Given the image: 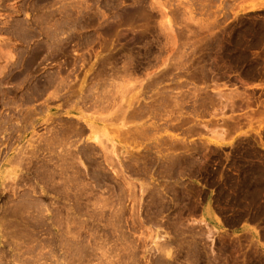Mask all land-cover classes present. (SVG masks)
Here are the masks:
<instances>
[{"label":"rangeland","instance_id":"obj_1","mask_svg":"<svg viewBox=\"0 0 264 264\" xmlns=\"http://www.w3.org/2000/svg\"><path fill=\"white\" fill-rule=\"evenodd\" d=\"M66 4L67 6L68 4L70 5L68 6L69 10L67 9ZM71 4L73 5L71 6ZM111 4L113 6L115 4L117 7H114L116 9L115 12L121 14L120 16L118 14V17L116 15L117 20L115 18V13H112L113 16L110 15L112 9H114ZM63 5L65 6L63 7ZM58 8H61L64 13L61 14L59 11L60 9ZM64 8H66L67 10H64ZM71 8L73 9V12ZM83 9L85 11V14H83L84 16L82 15V13H84ZM120 9H122V11ZM140 9L142 10V15H140L141 13L139 14L137 25H135L134 27H130L126 23H124V25L122 23L121 26L123 28L121 27L120 30H114L118 35L119 33L120 35L122 34L121 37L123 40H117V36L115 35V37L113 34L112 35L114 37L112 35H110L111 37L106 36V32L102 29L103 26H101V24H103L104 27H107L110 23L109 25H114L115 27V20L116 22H122L123 13H131L133 10L140 11ZM86 10L89 14H86ZM118 10L119 12H117ZM48 11H50V13ZM68 12L70 14L74 13V15L69 16ZM52 13L54 16L51 15ZM78 13L79 15H81L79 16ZM102 14L105 16V19L109 21H106V23L101 21L104 19V16L102 17ZM43 15H45L44 18L42 17ZM60 15H64L63 18H61ZM65 15H68L72 19L69 17L66 18ZM39 16L41 19L39 18ZM88 17H90L92 21L94 20L95 23L93 22L94 24H92L90 18L87 19ZM120 17L122 20L120 19ZM34 18L37 21H39L40 19L41 22H35L36 20H32ZM0 19V27H2L0 28V54L4 50L2 53L6 52L8 54V52H10L9 55L11 54L12 56L10 59L9 55V57H7V55L4 54V60H2V57V59L0 58V67H2L3 63L5 67H8V70L7 68L5 70L2 69L3 67L0 68L4 71L2 72L0 70L2 74L4 73L3 76H1L2 74H0V83L3 82V85L0 84V99L2 98L3 100H0V120H3L0 122H3V124L0 125V260H2V263L0 262V264H6L4 263L5 261L10 264H17L15 261L11 262L12 252H19L16 250V248L20 250L19 248L21 247H17L20 245H17L15 239L13 240L14 242L12 241V235L17 236V240L21 245L22 243H24L23 249L24 246L25 248H28L29 246L33 247L34 251L37 252V250H40L42 248V245L38 244L41 238H46V241L45 239H43V241L41 240L43 243L40 244L48 245L49 242L47 240V237L49 238L50 234L46 235V233L47 231L50 232V229H48L49 227H45L46 224H44V219L42 218L45 216H42L43 212H45L48 209L47 207H49L47 212H45L46 214H48V211L49 213H51V210H53V212L51 213L52 215L50 214L51 216L59 215L62 212L61 215L65 217L64 214H66V212L68 213L67 208L70 207L68 205L71 204V200L75 201H73L72 203L75 207L74 212L76 213L77 211L79 215H77L78 213H73L72 218V209H69V217H71V219L73 220L77 219L76 217L80 216L78 217V219H85L86 223H88L86 224L82 220L80 222H83V224H81L78 219L76 221V223L79 222L77 223V225L76 223L74 224L75 220L70 221L71 223L69 222L70 224H74H72L73 226L71 225V230L72 227L74 228L75 226V228H79L78 234L76 233V235L79 238L81 236V238L79 240L76 238V241L81 245V243L85 244V241L87 242V240L89 239V244H87L89 245L90 250H94V254H96L97 252L99 253V251H97L100 250L98 249L99 247L102 249L99 254L97 253V255H94L92 251V255H94V257L91 256L92 264L98 263L97 261L100 262L104 255H106L107 257V254L103 249L106 250L109 246L112 250L107 249L106 251H110V257L108 254L106 264L108 263V260H110V263L112 264H131L134 262L135 264H260V260L257 258L253 249V237L248 234H234L231 232V228L238 226L242 222L259 223L260 225H264V0H66V2L64 0H0ZM47 19L48 22L52 24V26L49 23L45 22L47 21ZM69 19L71 20L69 21ZM97 19H100V21H98ZM97 21L98 23H101L98 24ZM33 22L37 23V25L33 24ZM83 22L84 24L86 23V26H83ZM87 22L89 25H87ZM16 24L18 25L16 26ZM25 24H29L32 31ZM31 24L33 25V27ZM38 24L40 26L43 24L41 26L42 29H44L43 32L45 31L49 36H47L45 32L44 34L43 32H40L41 36H39V30L36 29L40 27ZM47 24H49V27ZM79 24L81 25L79 26ZM19 25H22L23 27ZM24 26L27 27V30L26 28H24ZM61 26L63 27V29ZM52 27L59 30L61 35L57 30V33L59 34L57 35V37H60V41L58 42L63 45H61L63 47L62 49L61 47H57L56 50H58V52L54 50L55 53H53L54 51H51L53 49L49 48V40L50 37H53L52 33L54 32V29ZM64 28L66 31L64 30ZM72 28H74L75 30H73L76 32L71 31ZM42 29L40 31H42ZM25 30L28 32H25ZM67 31L70 33H68ZM28 33L31 35H29ZM100 33L102 36L100 35ZM103 34L106 37H104ZM33 37L35 38L33 39ZM134 37L138 38L137 42L139 43L133 41ZM106 38L108 39V41L106 40V42H110V44H112L111 47H108L106 45L109 43L103 41ZM110 39L113 42L109 41ZM82 41L86 43L84 44ZM104 42L106 43L105 46L104 44H101ZM36 43L39 44L37 45ZM46 43L49 44L46 45ZM39 45L40 47L38 48L37 46ZM58 46H60L59 43ZM101 46H104L105 48ZM5 47L8 50L4 49ZM45 47H48L47 51ZM31 48L33 49L31 50ZM101 48H103V50ZM48 49L50 52L48 51ZM47 52L48 56L46 55ZM29 53L33 54L34 56ZM51 53L55 54L56 56L52 55ZM101 53H104L102 54L103 56L107 55L108 53H110V55L113 54L111 56L112 60L114 57L112 64L106 63L103 66L106 72L102 70L103 68L101 65V60H103L109 54L104 57H99ZM96 55H98L97 57L99 58H97ZM26 56H28L29 58ZM5 57H7L6 59H8L6 62ZM47 58L49 59V61H43ZM99 59L101 64H97ZM8 61L10 62V64L7 65L6 63H8ZM19 62L20 66L23 67V65H25L24 67L25 69L27 67L28 71L25 70L23 74L20 73L22 71L21 69L24 68L19 67ZM91 67L93 68L91 69ZM98 67L100 68V72L103 71V73H105L104 75L99 73L103 75L102 77L100 75L101 85L108 82V86H106L107 84H103L102 87L105 88V85L109 89V86H112L111 90H115L114 93H118L115 96V94L111 91L115 97H112L113 100L115 99L114 102L111 101L113 102V105L119 106L118 103H121L122 105L121 100H123V103L127 104L126 102H124L125 100L127 101L129 100L128 98H132L135 96L137 99V95H139L138 99L141 101L140 103L146 102V104H148L156 99L157 101L155 100V102H157L158 106L162 105L161 108L164 110V112L166 111L164 113L160 106L159 108L161 110H157V106L155 103V116L153 115L152 117L149 115H144L145 117L143 116L141 119L143 121L137 120V122L139 121L138 124H136L137 128H141L142 126H144L145 129L147 125H150V128L152 129V132H150V128L149 130L148 128L146 129V132H150L148 134L146 132H143L144 135L146 134V136L149 134L152 135H150L149 137L141 135V137H143L141 138L142 141L141 139L138 140V135H140V133L136 136L138 138L136 140L142 142H138V144L141 145L137 146L135 142V147L134 141L136 140H130L131 137L129 138L130 135H128L130 132L125 135H128L126 136V138L128 137L130 142H133L134 147L133 144L128 142V138L122 140L123 136L125 135H122L121 133H123V131L119 132L117 128L119 129L120 127L121 129L120 125L122 124L123 120L127 118H125L123 115L121 117V113L118 114V112L120 111L118 110L117 112V109V113H113L115 112V109H111L112 104H110V111H106L109 106L107 108H101V105L98 104L97 106L100 107L98 109L96 105L94 106V104L96 103L95 100L93 101V97L87 98L86 100L92 103L94 102V104L84 100V104H81L83 103L82 101L81 103L79 102V107L77 99V103H75V105V100H73L75 98L72 97L71 98L73 101L70 98V102L69 100L68 102H65L64 98L61 96V93V98L60 96H58L57 98L53 97L55 99H51V95L46 96L48 92L51 93V90L52 93L54 92L58 84H56V81L60 80V77L58 75H60L61 78L64 77L65 79H69L65 80V83L68 82L66 84L76 81L77 86H75V88L74 86L69 84L74 89H76V87L79 88L81 84H88L89 86L87 88L85 87L87 85H84V87L86 88L84 89V91H86L93 85L92 81H96V77H94L95 79L93 80L92 78L94 74L96 75V73L99 72ZM32 69H34V71ZM113 69H115V75L116 72L119 71L118 74L120 75L117 74L119 77H121V75L123 74V77H121V79H126L129 83L130 79L128 80V78H131L130 83H134V85L132 83H129L131 85L129 86L127 84V81L124 80L126 84L123 85H128L130 88L125 89L126 91L128 89L130 90H128L129 93L125 92L126 95L124 94L125 97L128 96V98H116L117 96L118 98L121 97L122 93H120V90V92H117L118 89L114 88L115 83L116 87H118L117 84H119L120 82L122 84L123 81L119 80L120 82L118 83L116 76H113V78L111 77L113 81H115V83H113L112 79L110 78V76H112V73L114 74ZM59 70L61 73H58ZM88 70L91 71L89 72ZM18 71H20L19 74H17ZM29 71H31L30 74ZM12 74L15 75L16 79ZM24 74L25 77L26 75H30L29 78L26 77L27 80L24 79L25 77L23 76L20 78V76ZM161 74L163 76L168 75L169 77H163ZM17 76H19L18 78H20L21 81L20 79H17ZM54 76L56 79L59 77L57 80H55V83L54 81H52ZM152 76L156 77V79L162 78L163 81H159L158 79V83L152 84L153 87L151 89L152 85L149 86L148 84H150L151 81L157 82V80H154ZM8 77H10V80L11 78L13 80H11L10 82L7 81L9 80ZM30 77L40 79L37 80L40 86L38 85L39 88H36V94H34V96L37 97L36 100L38 99L37 101L34 100V97L31 101L29 99V90H27L28 87L26 88V86L29 85L28 81L29 79H31ZM108 77L111 79L110 83ZM149 77H152L153 79H150ZM48 79H50L52 82H50V80ZM105 79L107 80V82H105ZM135 79H138V81ZM47 80L49 85L47 84ZM61 80H63V78ZM147 80H149V82ZM22 81L24 86L21 84ZM40 81H42V83L46 82L48 86L46 84H44L43 86L48 87L47 89L45 88L47 91L44 90L43 86H41L42 84H40ZM112 83L114 84V87ZM144 83L145 86L148 85L147 87L151 89V93L149 92V89L147 87H144ZM16 84L18 85V88H16ZM54 84L55 87L52 88ZM73 84H75V82ZM154 85H156L157 87ZM158 86L160 87L158 88ZM14 87L16 90L14 89ZM102 87L100 89H102ZM139 87H141L142 90L145 89L144 91L148 92L143 93L144 91L142 92V90H139L141 89ZM163 87H165L164 89L169 91L171 98L173 97L171 101V98L169 99L168 97L166 98L167 100L165 98L162 99L166 94H168L166 90L164 91ZM11 88L13 89V91H11ZM1 89L6 90V93L2 92ZM119 89H122V87H120ZM160 89L164 91V96L162 95L163 92H161ZM17 90H19L21 94ZM122 91L124 92V90ZM135 91L138 93H133ZM154 92L155 94L157 93L155 96L156 98L153 97L152 99H150V97L154 96ZM3 93L5 95H2ZM22 94H24V97L22 96ZM127 94H131V97H129V95ZM145 94H148L147 99L145 97ZM159 95L161 97L163 96L161 98L162 101H160V99H157ZM6 96H8V98L10 97L8 101ZM20 96L21 100H26V103L29 106L26 103L24 105V107L26 108L17 105V103H23V101L21 102L19 99ZM4 97L7 103H4L2 105L3 102H6L4 100ZM22 97L24 99H22ZM48 98L51 100L45 101ZM116 100H118V103H116ZM163 100L170 103H167ZM10 101L12 102L13 106L16 105V107L18 106L20 109H17L16 107L13 108L12 105H9L11 103ZM32 101L33 103H31L30 105V102ZM85 101L88 104H91L93 106H91L93 109L90 107V105V109H88V106H86L87 103ZM158 101L160 102V104ZM72 102L74 109L77 108L75 109L76 112H80V109H83L81 111L84 112V115L90 116L94 119H98L99 121L101 119L99 116L101 115H99V112H96L94 109L97 108V111L101 110L100 114H102V119L105 117L104 120L106 121L104 122L101 119V121L103 122L102 123L101 121L99 122L96 120L97 123L95 125L93 135H100V131L104 132L102 131V129L105 130L107 128L106 130H109L110 134L107 131L108 134L106 135L109 136H104V133L101 134L103 135L102 137H104L103 140H106V145L104 146L105 149L107 148L106 146H108L109 144L110 145L108 146V149H106L107 151H109L107 152L106 150H104L103 146L99 144L97 146L98 142L94 144V141L89 139L92 133L87 127L86 130H88L85 131V133L81 135L80 138L78 136H76V138H71V144H69L70 142H68V149L64 150L66 151L65 154L68 157L70 152L74 150V154L78 153L79 156L86 153L88 155V158L86 157L87 155H83L84 157L82 155L79 156L81 158H78L77 154L72 155L76 156L74 167L71 168L67 166V168H71L72 170H67L65 168L66 171H64L66 175H64V171H61L64 168H61V170H59V167H61L60 165H62V167H66L65 165H68V163L70 164L74 158L70 160L71 158L67 159L64 153V155L60 154V150L62 148L58 149V147L63 146V142L65 141H63V139L61 138H65V136L61 135L60 138L61 133L57 134L58 137L54 133L55 131L62 129L61 120H66V118L68 119L69 116L76 115L75 112V114L71 115H67L64 112L65 109H68L70 107ZM144 103L140 105H146ZM6 104L9 105L11 109ZM163 104L166 106L164 107ZM168 104H170V106ZM176 105H179V107H177ZM77 106L79 107V109ZM81 106H86V109L84 110L85 107L83 108ZM124 107H122L121 109H124ZM12 108L16 109L13 110ZM27 108L28 110H30L31 108V110L29 111V115L30 118H33V121H31V119L29 118L30 123H27L29 122V119H26L27 122L25 120V122H23L24 118L22 119L23 115H21L24 112L26 113L25 109ZM17 110H19V112L22 111L21 114L19 113V116ZM32 110L35 112L34 115L31 114L34 113ZM111 110L113 112L108 113L111 112ZM93 111L98 114V118H96L95 114H93L94 117L92 114L88 115V112L90 114ZM158 111L160 113V116L158 115ZM155 112H157V114ZM8 114L11 118H8ZM109 114H111L112 116L113 114H115L116 116L118 114L116 120H118V118H121L120 123L115 120L114 116L113 119L111 116H109ZM12 115L16 118H13ZM157 115L159 116L158 118ZM161 115L163 116L161 117ZM17 117L20 118H18L19 120L16 121ZM111 118L114 121L118 122L120 125L111 120ZM147 118L151 122L147 121ZM74 119L76 118L74 117ZM128 119L127 121L125 120L126 122H129L127 123V125H134V123H132L131 120L128 121ZM10 121H13L15 124ZM19 121L23 123H20ZM59 121L61 123L57 124L58 126L60 124V129L55 130L58 127L53 126L55 129L53 128L52 131H55L52 132V126L50 127V125H57L56 122ZM6 122L13 125H8V123ZM80 122L84 123L82 121ZM16 123L18 125H16ZM4 124L6 127L3 126ZM21 124H23L24 126H21ZM108 124L109 127H106V125ZM14 125L15 128L13 127ZM127 125L124 126L125 128L122 127L125 130V133L126 129L128 128ZM10 127L11 130H9ZM16 127H20L21 129L17 128L16 130ZM5 128L7 131L4 130ZM48 128L53 133L52 135L54 137H57L55 139H58V144L60 140L63 141V144L60 143V146L58 145V147L56 146V143L54 147L55 149H48L49 151L45 149L50 154L52 153L51 151H53L55 155L54 153L50 155L46 151H42L43 146L41 144H37H43V142L45 141L44 138L46 139V141L50 139L49 136H47V130H49ZM113 128L115 129L113 130ZM140 131L142 132L143 129H140L139 132ZM10 132H12V135L10 134ZM114 132H117V134ZM87 134L88 141H86L89 142V146H87V142L85 143V136H87ZM111 134H113V136H111ZM52 135L50 134V136ZM121 136L122 139L120 138ZM41 138L44 141H41ZM51 139L54 138L51 137ZM144 139L146 141H144ZM65 140L67 141L68 139L66 138ZM107 140L109 142H107ZM75 141L77 143H75ZM81 143H85L84 145H86L90 151L86 150V152H84V148H86V146H82ZM90 143L93 144V148L91 147ZM107 143L109 144L107 145ZM129 144L131 145L129 146ZM69 145L71 147L78 145L77 147L82 148L81 150H78L75 147L71 148ZM33 146L36 147V149L33 148ZM40 146H42V149L40 148ZM99 146L103 147L102 150L104 152ZM109 147H113L111 148V151L109 150ZM90 148L94 149L95 153H91ZM58 150L59 152H57ZM78 151L81 154H79ZM56 152L61 156H65V160L68 163L63 161L64 157L59 156L63 159H61V161L65 163L60 162V158L57 159L58 157H55L57 156ZM150 153H152V155ZM93 154L95 155L93 156ZM134 154L136 156H134ZM148 154L152 157L149 156V158ZM48 155L53 158L50 157V159ZM131 155L133 158L131 157ZM31 156H33L32 159ZM91 156L94 158L92 159ZM139 156L140 159H143H138L139 162H137L136 160L137 158H139ZM47 157L49 158V161L52 160V162H47ZM55 158L57 159V161L53 160ZM129 158L131 160L135 158V160L131 161ZM108 159H110V161ZM44 160L47 163L44 162ZM67 160H70L71 162ZM53 161H55V163ZM57 162L60 165H58ZM52 164H56L57 166H53ZM75 165L77 167L79 166L78 169ZM128 166L130 167V169ZM54 167H56V170ZM75 169L76 171H74ZM56 171L60 173H57ZM76 172H79V174ZM52 173L53 175L51 176ZM66 176L68 178L74 177L72 178L74 181H72V179L70 178L68 179ZM64 187L70 190L68 191L66 189L65 191ZM65 196L69 198V201L67 200V198H65ZM67 201L69 202L68 205ZM17 202L18 204L19 202H22L23 205L25 203V207L30 203V206L28 205L29 207H27L31 208L32 205L33 207L31 209H34V212H32L31 209L27 208V210L25 207H23V205L22 207L21 205H19L21 208H25L24 210L27 214L25 212L24 214L22 209L20 210V212H17L16 210V213H19L17 214L18 220L22 219L23 215L27 217L32 213V215L36 216L35 219H37V215L39 214V212V216L41 217H38L37 220H40L41 218L43 220L37 223L38 221L35 222L36 220H33L34 216H32V218L31 216L28 218L23 216V220L30 218L33 221H30V219V222L28 220L22 221L20 224H17V226H14L13 228L12 225H16V222L13 221L16 219L13 216L14 214L12 215L8 213H12L14 205L18 206L16 205ZM34 203L36 204V206H34ZM74 203L77 204V206L74 205ZM44 207L45 211L43 209ZM78 208L80 209V212ZM208 208L210 209L209 212L207 210ZM29 210L32 213L29 212ZM37 210L40 211L37 212ZM21 211L23 214L21 213ZM27 211L31 214H29ZM36 212L38 214H36ZM89 214H91L90 216L92 218L88 216ZM7 215L12 216H9V219L12 218V220L7 219ZM81 215H83V218ZM55 216L53 218L55 220L58 219L57 216ZM61 217L62 216L59 215V218ZM65 218L61 219L65 220ZM87 218L89 219L87 220ZM211 218L216 219L217 221H219V223H221L222 221L226 228L221 230L217 229L215 227L214 220H212ZM61 219H58V222ZM5 220L6 222L8 220L9 223L10 221H12L11 223L13 224L11 225L9 223H6ZM66 221H69V219L65 220V224L67 223ZM27 222L30 225H28V230L25 228L27 230L25 232V229H23V227L25 226H23V224L26 225ZM5 223L8 226H6ZM33 223H35V226H32ZM40 223H42L44 226ZM63 224L64 223H62V225ZM65 224L63 226L61 225L63 229L66 228ZM10 226L12 227L10 228ZM37 226L40 228H37ZM41 227L45 229L46 232L44 230H41L42 232L40 231V233L37 232L38 230L42 229ZM75 228L72 231H74ZM76 230L75 232H77ZM19 231V235L22 232L23 236L28 231H31L32 233L36 232L35 235L37 238H35V236L33 235L34 233L32 234V236L35 238L34 240H36V243L34 241L33 243L25 240V237L21 238L22 234L20 235L21 237H19V235L16 234ZM84 231H86V233H84ZM39 235L41 236L40 239H38L40 237ZM99 235L103 239L105 238V241L107 243H104V240L101 237L98 238ZM93 238H95V240ZM97 240L99 243L97 242ZM9 241H12L11 243H13V246L17 245L16 248L12 249L13 246H10L12 244L9 245ZM93 241H95L96 243ZM101 242L104 243L103 245L107 247L104 246V248H102L103 245ZM97 243L102 246H98ZM37 244L41 248H39V246L38 248H35ZM96 244L98 247L94 246L95 248L92 249V245ZM160 246L163 247L161 248ZM47 249L43 250V254L46 257ZM22 250H20V252H22ZM95 250L97 252H95ZM102 251L105 254L101 253ZM130 251H133V255L129 253ZM20 252L18 254H21ZM5 253L6 256L8 253L7 257L10 261H7L8 259L6 258V256H4ZM117 253H119L120 255H118ZM100 254L103 255L101 256ZM130 254L132 255L133 259L136 258V261H133L132 258H130ZM26 255L27 254H25V256ZM99 257L102 258H100L99 260ZM128 257L130 260L128 259ZM41 258L42 260L40 262L43 261V264H53V262H49L52 260L48 261V259L46 258V262V259H44L45 257ZM112 259L115 262H112ZM105 260L106 258L104 259V261ZM102 261L98 264L105 263ZM126 261H129V263H127Z\"/></svg>","mask_w":264,"mask_h":264},{"label":"bare ground","instance_id":"obj_2","mask_svg":"<svg viewBox=\"0 0 264 264\" xmlns=\"http://www.w3.org/2000/svg\"><path fill=\"white\" fill-rule=\"evenodd\" d=\"M64 1L66 2V0H64ZM2 2H3V1H2ZM134 2H135V1H134ZM49 4H50V3H49ZM112 4H113V3H112ZM112 4H111V5H112ZM72 5H73V4H71V6H72ZM107 5H108V4H107ZM109 5H110V4H109ZM60 6H61V5H60ZM64 6H65V5H63V7H64ZM66 6H67V4H66ZM68 6H70V5L68 4ZM68 6H67V9H68ZM87 6H88V5H87ZM141 6H142V4H141ZM37 7H38V6H37ZM74 7H75V4H74ZM74 7H73V8H74ZM77 7H80V6H77ZM85 7H86V5H85ZM107 7H108V6H107ZM109 7H110V6H109ZM112 7H113V8H114V7L117 8L115 4H114V6L112 5ZM45 8H46V6H45ZM48 8H49V7H48ZM50 8H52V7H50ZM110 8H111V7H110ZM115 8L112 9V12L110 13V15L113 16L112 13H115V18H116V15H117V17H118V14H119V13H116V12H115V11H116ZM137 8H138V7H137ZM142 8H143V7H142ZM21 9H22V8H21ZM38 9H39V8H38ZM58 9H60L59 11H60L61 14L64 13V11H63L61 8H58ZM65 9H66V8H64V10H65ZM67 9H66V10H67ZM80 9H81V8H80ZM46 10H48V9H46ZM51 10H52V9H51ZM61 10H62L63 12H62ZM68 10H69V9H68ZM71 10H72V12H73V9H72V8H71ZM89 10H90V9H89ZM113 10H114V12H113ZM120 10L122 11V9H120ZM136 10H137V9H136ZM143 10H144V9H143ZM56 11H57V10H56ZM56 11H55V12H56ZM59 11H58V13H59ZM76 11H77V10H76ZM110 11H111V10H110ZM110 11H109V12H110ZM141 11H142L141 9H140V11H134V10H133L131 13H130V12H126V11H124V12H126V13H123V20H122L121 17H120V19L122 20V22H121V21H120V22H119V21L116 22L117 18H116V20H115V22H114V23H116V24H115V27H116V28L114 27V25H109L110 23L108 24L107 27H104V25L101 24V26L104 27V28L102 27V29L106 32V36L109 37L110 35L113 34L114 36H115V35L117 36V40H120V39L123 40L122 37H121L122 34L120 35V33L118 32V33H119V35H118L117 32H115V31H116L115 29L120 30V28L122 27V26H121L122 23H123V25H124V23H126V24H127L128 26H130V27H134L135 25H137V24H138L137 21L139 20V14L141 13ZM16 12H17V11H16ZM20 12H21V11H20ZM20 12H19V13H20ZM48 12L50 13V11H48ZM53 12H54V11H53ZM65 12H66V11H65ZM79 12H80V11H79ZM83 12H84V13H82V15L85 14L84 9H83ZM117 12H119V10H118ZM41 13H42V12H41ZM34 14H35V13H34ZM54 14H56V13H54ZM65 14H66V13H65ZM68 14H69V16H73V15H74V13H73V14H70L69 12H68ZM76 14H77V13H76ZM86 14H89V13H87V10H86ZM40 15H41V14H40ZM51 15H53V13H52ZM51 15H50V16H51ZM57 15H58V14H57ZM78 15H79V13H78ZM80 15H81V14H80ZM80 15H79V16H80ZM105 15H106V14H105ZM120 15H121V14H119V16H120ZM140 15H142V13H141ZM35 16H36V15H35ZM35 16H33V17H35ZM37 16H38V15H37ZM53 16H54V15H53ZM60 16H61V15H60ZM63 16H64V15H62L61 18H63ZM65 16H66V15H65ZM69 16L67 15L66 18H68ZM83 16H84V15H83ZM88 16H90V15H88ZM92 16H93V15H92ZM103 16H104V15L102 14V17H103ZM42 17L44 18L45 15H43ZM77 17H78V16H77ZM81 17H82V16H81ZM39 18H40V16H39ZM43 18H42V19H43ZM69 18H71V17H69ZM89 18H90V17H88L87 19H89ZM103 18L105 19V16H104ZM107 18H108V17H107ZM112 18H113V17H112ZM40 19H41V18H40ZM40 19H39V21H40ZM71 19H72V18H71ZM71 19H69V21H70ZM85 19H86V16H85ZM85 19H84V20H85ZM100 19H101V18H100ZM100 19H97V20L100 21ZM104 19L101 20V21H103L104 23H106V21H109V20H107V19H105V20H104ZM120 19H118V20H120ZM0 20H1V19H0ZM22 20H23V19H22ZM30 20H31V19H30ZM32 20H36V19L34 18V19H32ZM73 20H74V19H73ZM73 20H72V22H73ZM90 20L92 21L91 18H90ZM28 21H29V20H28ZM39 21L36 20L35 22L39 23ZM42 21H43V20H42ZM44 21H45V20H44ZM79 21H80V20H79ZM85 21H86V20H85ZM98 21H97V23H98ZM4 22H5V21H4ZM4 22H3V23H4ZM20 22H21V21H20ZM23 22H24V21H23ZM35 22H33V24H36V25H37V23H35ZM40 22H41V21H40ZM45 22H46V23H49V24L52 26V24H51L50 22H48V19H47V21H45ZM72 22H71V23H72ZM88 22H89V21H88ZM88 22H87V25H89ZM93 22H94V20H93L91 23L94 24L95 22H94V23H93ZM103 22H102V23H103ZM141 22H142V21H141ZM0 23H1V22H0ZM18 23H19V22H18ZM25 23H26V22H25ZM43 23H44V22H43ZM53 23H54V22H53ZM55 23H56V22H55ZM81 23H82V22H81ZM89 23H90V22H89ZM91 23H90V24H91ZM97 23H96V24H97ZM100 23H101V22H100ZM100 23H98V24H100ZM139 23H140V21H139ZM143 23H144V22H143ZM44 24H45V23H44ZM49 24H47L48 27H49ZM58 24H59V23H58ZM85 24H86V23H85ZM85 24H84V22H83V26H84ZM126 24H125V25H126ZM17 25H18V24H16V26H17ZM25 25H26V24H25ZM28 25H29V24H28ZM28 25H26V26H27L28 28L31 29V26L29 25V26H30V27H29ZM31 25H32V24H31ZM36 25H35V28H36ZM38 25H39V24H38ZM42 25H43V24H42ZM42 25H41V26H42ZM45 25H46V24H45ZM76 25H77V23H76ZM80 25H81V24H79V26H80ZM19 26H22V25H19ZM26 26H24V28H26V30H27V27H26ZM39 26H40V25H39ZM41 26H40L39 28L42 29ZM55 26H56V24H55ZM55 26H53V27H55ZM85 26H86V25H85ZM94 26H95V25H94ZM94 26H93V27H94ZM98 26H99V25H98ZM105 26H106V25H105ZM10 27H11V26H10ZM22 27H23V26H22ZM32 27H33V25H32ZM37 27H38V26H37ZM44 27H45V26H44ZM46 27H47V26H46ZM48 27H47V28H48ZM53 27H52V28H53ZM61 27H62V26H61ZM72 27H73V26H72ZM118 27H119V29H118ZM136 27H137V26H136ZM141 27H142V26H141ZM0 28H2V27H0ZM20 28H21V27H20ZM35 28H34V30H35ZM39 28H36V29L39 30V31H38V30H37V31H38L39 34H40V32H43L44 29H42V31H40L41 29H39ZM68 28H69V27H68ZM74 28H75V27H74ZM74 28H72L71 31H74V30H75ZM122 28H123V27H122ZM6 29H7V28H6ZM48 29H49V28H48ZM53 29H54V28H53ZM62 29H63V27H62ZM73 29H74V30H73ZM131 29H132V28H131ZM20 30H21V29H20ZM26 30H25V32H28V31H26ZM28 30H29V29H28ZM57 30H58L57 28L54 29V30H53L54 32L52 33L53 37H50V40L48 39V40L50 41V44H49V43H46V45H47V44L50 45L49 48L53 49V50L50 49L51 51L56 50L57 47H61V49L63 48V47H62L63 45H62L60 42H58V41H60V40H59L60 37L58 38L57 35H59L60 32H59V30H58V33H59V34H58V33H57ZM64 30H65V28H64ZM64 30H63V31H64ZM81 30H82V29H81ZM114 30H115V31H114ZM7 31H8V30H7ZM22 31H23V29H22ZM22 31H21V32H22ZM31 31H32V29H31ZM31 31H29V32H31ZM50 31H51V29H50ZM63 31H62V32H63ZM65 31H66V30H65ZM65 31H64V32H65ZM68 31H69V30H68ZM68 31H67V32H68ZM100 31H101V30H100ZM18 32H19V31H18ZM25 32H24V33H25ZM33 32H34V31H33ZM44 32H45V31H44ZM44 32H43V34H44ZM67 32H66V33H67ZM74 32H76V31H74ZM114 32H115V33H114ZM121 32H122V31H121ZM15 33H16V32H15ZM45 33H46V32H45ZM68 33H70V32H68ZM101 33H103V32H101ZM101 33H100V35H101ZM28 34H29V33H28ZM36 34H37V32H36ZM39 34H38V35H39ZM43 34H42V35H43ZM47 34H48V33H46V35H47ZM50 34H51V33H50ZM63 34H64V33H63ZM71 34H72V33H71ZM75 34H76V33H75ZM19 35H20V34H19ZM19 35H18V36H19ZM21 35H22V33H21ZM29 35H31V34H29ZM33 35H34V34H33ZM46 35H44V36H46ZM60 35H61V34H60ZM103 35H104V34H103ZM113 35H112V36H113ZM18 36H17V37H18ZM39 36H41V34H40ZM47 36H49V35H47ZM101 36H102V35H101ZM106 36L104 35V37H106ZM114 36H113V37H114ZM116 36H115V37H116ZM118 36H119V37H118ZM123 36H124V35H123ZM25 37H26V36H25ZM29 37H30V36H29ZM62 37H63V36H62ZM72 37H73V36H72ZM110 37H111V36H110ZM113 37H112V39H113ZM26 38H27V37H26ZM34 38H35V37H33V39H34ZM24 39H25V38H24ZM137 39H138L137 37H134V38H133V41H136V43H139V42H137ZM36 40H37V39H36ZM61 40H62V39H61ZM63 40H64V39H63ZM87 40H88V39H87ZM106 40L108 41L107 38L104 39L103 41L106 42ZM26 41H28V40H26ZM29 41H30V40H29ZM66 41H67V40H66ZM66 41H65V42H66ZM76 41H77V40H76ZM109 41L113 42L111 39H110ZM114 41H115V40H114ZM131 41H132V40H131ZM45 42H46V41H45ZM82 42H83V41H82ZM105 42H104V43H101V44H102V45L104 44V46H105L106 43H109V44H110V42H106V43H105ZM126 42H127V41H126ZM27 43H28V42H27ZM58 43L60 44V46H58ZM83 43L85 44L86 42H83ZM83 43H82V44H83ZM128 43H129V42H128ZM128 43H127V44H128ZM14 44H15V43H14ZM36 44H37V43H36ZM38 44H39V43H38ZM38 44H37V45H38ZM89 44H90V43H89ZM101 44H100V45H101ZM109 44H106V45H107L108 47H111L112 44H110V46H109ZM8 45H9V44H8ZM61 45H62V46H61ZM132 45H133V44H132ZM10 46H11V45H10ZM28 46H29V44H28ZM104 46H101V47H104ZM37 47L39 48L40 45L37 46ZM37 47H35V48H37ZM45 48H46V51H47V48H48V47H45ZM104 48H105V47H104ZM4 49H7V48L5 47ZM32 49H33V48H31V50H32ZM101 49L103 50V48H101ZM7 50H8V49H7ZM11 50H12V49H11ZM3 51H4V50H3ZM3 51H2V52H3ZM33 51H34V50H33ZM48 51H49V49H48ZM56 51L58 52V50H56ZM62 51H63V50H62ZM2 52H1L2 55L0 54V58H1V57L3 58V59L1 58L2 60H4V57H3V56H5V55H7V57L10 56V59H11L12 56H11V54L9 55L10 52L7 51L8 54H7L6 52H5V53H2ZM11 52H12V51H11ZM49 52H50V51H49ZM57 52H56V53H57ZM60 52H61V51H60ZM60 52H59V53H60ZM99 52H100V51H99ZM21 53H22V52H21ZM25 53H26V52H25ZM31 53H32V52H31ZM31 53H29V54H31ZM53 53H55V51H54ZM63 53H64V52H63ZM4 54H5V55H4ZM26 54H27V53H26ZM51 54H52V53H51ZM102 54H104V53H101V54L99 55V57H100V56L104 57V56H107L108 54H109V55H108L109 57L107 56V57H105L103 60H101V61H102V64H101V62H100V59H99L98 63H97V62H96V63H97V64H101V65H102V68H103L102 70L105 71V68H104L103 66H104L106 63H107V64H108V63H109V64H110V63L112 64V61L114 60V57H113V60H112L111 56H112L113 54L110 55V53H108L107 55H104V56H103ZM8 55H9V56H8ZM12 55H13V53H12ZM24 55H25V54H24ZM31 55H33V54H31ZM46 55L48 56V52L46 53ZM52 55H55V54H52ZM33 56H34V55H33ZM55 56H56V55H55ZM97 56H98V55H96V57H97ZM7 57H5V62L8 60V59H6ZM23 57H25V56H23ZM26 57H28V56H26ZM50 57H51V56H50ZM99 57H97V58H99ZM28 58H29V57H28ZM32 58H33V57H32ZM10 59H9V61H10ZM33 59H34V58H33ZM42 59H43V58H42ZM44 59H45V58H44ZM24 60H25V58H24ZM40 60H41V58H40ZM9 61H8V63H6L7 65L10 64ZM19 61H20V60H19ZM28 61H30V60H28ZM43 61H49V59L47 58L46 60H43ZM43 61H41V62H43ZM3 62H4V61H3ZM11 62H12V61H11ZM15 62H16V61H15ZM23 62H24V61H23ZM41 62H40V63H41ZM99 62H100V63H99ZM24 63H25V62H24ZM96 63H95V64H96ZM12 64H15V63H12ZM28 64H30V63H28ZM101 65H100V66H101ZM0 66H1V65H0ZM9 66H10V65H9ZM24 66H25V65H23V67L20 66V62H19V67H22V68H24V69H21L23 72L19 69L21 72L18 71L17 74H19V72L23 74L25 70L28 71L27 67H26V69H25ZM27 66H28V65H27ZM93 66H94V65H93ZM100 66H99V67H100ZM107 66H108V65H107ZM107 66H105V67H107ZM2 67H3V68H2ZM2 67H0V68H2L3 70H5V69L7 68V70H8V67H5L4 63L2 64ZM95 67H96V66H95ZM99 67H98V68H99ZM16 68H17V67H16ZM92 68H93V67H91V69H92ZM100 68H101V67H100ZM100 68L98 69L99 72L96 73V75L94 74V75H93V78H92V80H93V79H95L94 77H96V78H97V79H96L97 82H96L95 80H93V81L91 80V81L93 82V85H92L91 87H89L86 91H84V89H86L89 85L86 84L85 82H83V83H85V84L87 85V86H85L86 88L84 87L85 84L83 85V84L80 83L81 86H80L79 88L76 87V89H74L75 86H77L76 81H73V83L75 82V84H76V85H75V84H73V83L71 82V80H70L71 83H69V84H71L72 86H74V88H73L71 85L66 84V83H68V82L65 83V80H69L68 78L65 79L64 77H62L63 80H61V79H62L61 76L58 75V74L56 73V74L60 77V80H59V81L57 80V79L59 78L58 76H57V77H58L57 79H56L55 76H54V78H53L54 80L52 79V81H54V83H55V80H57L58 82L56 81V84H57V83H58V84H57V86H56V88H55V90H54L53 93H52V90H51V91H50L51 93L48 92L49 94L47 93V95H46V94H45V95H46V96H48V95L50 96V95H51V96H50V97H52L51 99H55V98H57L58 96H60V93H61V96L64 98L65 102H68V100H69V102H70V98L72 97V98H75V99H73V100H75L74 105H75V103L78 102V106H79V102L81 103V101H82L83 103H81V104H84V100H86L87 98H92V97H93L92 99H93V101L95 100V103H96V104H94V102L92 103V102H90V101H88V100H86V101H88L89 103L94 104V106L96 105V107H98V109H99L100 107H101V108H102V107H103V108H107V107L109 106V107L107 108L108 110L106 109V111H110V110H109V109H110V104H112V103L114 102V100H115V99L113 100L112 97H114V94H115V96H116V94H118V93H114L115 90H114V91L111 90V87H112V86H109V87H110V88H109V89H110V92H109V89L106 87V86H108V84H107L108 82H107L106 79H105V80H106L105 82H107V83H103V84H105V85L107 84V85H106V86L104 85L105 88L102 87L103 84L101 85L100 80H101V77H102L105 73H103V71L100 72ZM2 69H0V70H1L2 72H4ZM10 69H11V68H10ZM164 69H166V68H164ZM164 69H163V71H164ZM7 70H6V71H7ZM30 70H31V69H30ZM32 70L34 71V69H32ZM120 70H121V69H120ZM1 71H0V74H2ZM6 71H5V73H6ZM33 71H32V73H33ZM56 71H57V70H56ZM88 71L90 72L91 70H88ZM93 71H94V70H93ZM126 71H127V70H126ZM163 71H162V72H163ZM10 72H11V71H10ZM12 72H13V70H12ZM54 72H55V71H54ZM105 72H106V71H105ZM113 72H114V74L112 73V76H110V78H111V77L113 78V76H116V79H117L118 83L120 82L119 80L123 81L122 84H121V82H120L119 84H117L118 87H116V83H115V81H113V79L111 78L112 81H113V83H115V87H114V84L112 83L113 87H114L115 89H118L117 92L120 90L121 92H120V91H119V92L122 93V96H124V97L121 96V97H119V98H118V96H117L116 98H117V99H125V98H128V96L125 97V95H126L125 92H128V90L130 89L129 86H131L130 84L132 83V82L130 83L131 78H128V80L130 79V80H129V83H130V84H129L128 81H127L126 79H123V78H122L123 80L121 79V77H123V76H122L123 74L121 75V77H119V76H118V75H120V74H118L119 71L116 72V75H115V69H113ZM26 73H27V72H26ZM26 73H25V74H26ZM30 73H31V71H29V74H30ZM58 73H61L60 70H59ZM94 73H95V72H94ZM99 73H101V74H103V75H101V74H99ZM121 73H122V72H121ZM163 73H164V72H163ZM3 74H4V73H3ZM3 74H2L1 76H3ZM9 74H10V73H9ZM14 74H15V73H14ZM14 74H12V75H14ZM25 74H24V75H21L20 78H21L22 76L25 77ZM56 74H55V75H56ZM117 74H118V75H117ZM125 74H126V73H125ZM125 74H124V75H125ZM166 74H167V73H166ZM10 75H11V74H10ZM89 75H90V74H89ZM100 75H101V77H100ZM154 75H156V74H154ZM157 75H158V74H157ZM161 75H162V74H161ZM161 75H160V76H161ZM1 76H0V77H1ZM8 76H9V75H8ZM29 76H30V75H29ZM29 76L26 75V77H28V78H29ZM32 76H33V75H32ZM37 76H39V75H37ZM117 76H118V77H117ZM162 76H163V75H162ZM167 76H168V75H167ZM167 76H163V77H167ZM18 77H19V76H17V79H20V78H18ZM26 77H25L24 79L27 80ZM47 77H48V76H47ZM47 77H46V78H47ZM89 77H90V76H89ZM105 77H106V76H105ZM105 77H104V78H105ZM152 77H153V76H152ZM152 77H149V78L151 79ZM158 77H159V76H158ZM168 77H169V76H168ZM9 78H10V77H8V79H9ZM14 78L16 79L15 75H14ZM30 78H31V79H29V81H28V82H29V85L27 84L28 86H26V88L28 87L27 90H29V91H28V93H29V95H30V96H29V99H30V101H31L33 97H34V100H36L37 97L34 96V94H36V93H35V90H36V88H39L40 85H39V83H38V81H37V80L39 79L38 77H37L38 79H36L35 77H30ZM41 78H42V77H41ZM49 78H50V77H49ZM99 78H100V79H99ZM108 78H109V77H108ZM108 78H107V79H108ZM110 78H109V80H110L109 83L111 82V79H110ZM118 78H120V79H118ZM149 78H148V79H149ZM153 78H154V80H157V82H153V81H151V80L149 79V80L152 82V83L150 82V84H148L149 86H151L152 84H156V83H158V79H159V78H157V79H156V77H153ZM153 78H152V79H153ZM2 79H3V78H2ZM5 79H6V78H5ZM5 79H4V80H5ZM44 79H45V78H44ZM44 79H43V80H44ZM98 79H99V80H98ZM116 79H114V80H116ZM6 80H7V79H6ZM11 80H13V79L11 78ZM11 80L9 79V80H7V81L10 82ZM39 80H40V79H39ZM43 80H42V81H43ZM48 80H50V79H48ZM48 80H47V84L49 85ZM81 80H82V79H81ZM83 80H84V79H83ZM86 80H87V79H86ZM102 80H103V78H102ZM124 80L127 81V84H128L129 86H128V85H127V86L123 85V84H126V83L124 82ZM135 80L138 81V79H135ZM135 80H134V82H135ZM149 80H147V81L149 82ZM160 80H162V78H160L159 81H160ZM2 81H3V80H2ZM18 81H19V80H18ZM20 81H21V79H20ZM42 81H40V82H41L40 84H42L41 86H43L44 84H46V82H45V83H42ZM52 81L50 80V82H52ZM94 81H95V82H94ZM117 81H116V82H117ZM139 81H140V80H139ZM162 81H163V80H162ZM162 81H161V82H162ZM4 82H5V81H4ZM92 82H91V84H92ZM101 82H102V81H101ZM148 82H146V83H148ZM18 83H20V82H18ZM26 83H27V82H26ZM140 83H141V82H140ZM0 84L3 85V82H1ZM21 84L23 85V81L21 82ZM47 84H46V85H47ZM89 84H90V82H89ZM120 84H121V85H120ZM132 84L134 85V83H132ZM138 84H139V83H138ZM138 84H136V85H138ZM159 84H161V83H159ZM159 84H157V85H159ZM16 85H17V84H16ZM22 85H21V86H22ZM38 85H39V86H38ZM46 85H45V86H46ZM48 85H47V86H48ZM51 85H52V83H51ZM110 85H111V84H110ZM136 85H135V86H136ZM142 85H143V83H142ZM148 85L145 86V83H144V87H147ZM14 86H15V85H14ZM23 86H24V85H23ZM124 86H125V87H124ZM154 86H156V85H154ZM160 86H161V85H160ZM160 86H158V88H159ZM43 87H44V86H43ZM53 87H55V84L52 86V88H53ZM101 87H102V89H100ZM120 87H122V89H119ZM123 87H124V89H123ZM144 87H143V88H144ZM152 87H153V85L151 86V89H152ZM156 87H157V86H156ZM156 87H155V88H156ZM16 88H18V85H17ZM40 88H42V87H40ZM45 88L47 89L48 87H44V90H46ZM50 88H51V86H50ZM72 88H73V89H72ZM77 88H78V89H77ZM106 88H107V89H106ZM127 88H129V89L126 91L125 89H127ZM136 88H138V87H136ZM139 88H141V87H139ZM147 88H148V87H147ZM161 88H162V87H161ZM164 88H165V87H163V89H164ZM11 89H12V88H11ZM11 89H10V90H11ZM14 89H15V87H14ZM21 89H22V88H21ZM148 89H149V88H148ZM148 89H147V90H148ZM151 89H149V92H150V93H151ZM3 90H4V89H1L2 92H5V91L7 90V88H6V90H4V91H3ZM15 90H16V89H15ZM37 90H39V89H37ZM122 90H124V92H123ZM131 90H132V89H131ZM137 90H138V89H137ZM139 90H142V88L139 89ZM144 90H145V89H143L142 92H143ZM157 90H159V89H157ZM160 90H161V89H160ZM165 90H166V89H164V91H165ZM11 91H13V89H12ZM17 91H19V90H17ZM25 91H26V90H25ZM41 91H43V90H41ZM46 91H47V90H46ZM111 91H112L114 94H113ZM129 91H130V90H129ZM164 91L161 90V92H163V94L161 93L163 96L165 95ZM19 92H20V91H19ZM22 92H24V91H22ZM62 92H63V93H62ZM145 92H146V91H144L143 93H145ZM147 92H148V91H147ZM147 92H146V93H147ZM166 92L170 95V93H169L168 90H166ZM5 93H6V92H5ZM7 93H8V92H7ZM39 93H41V92H39ZM43 93H44V92H43ZM43 93H42V94H43ZM111 93H112V95H111ZM120 93H119V94H120ZM128 93H129V92H128ZM133 93H138V92L135 91V92H133ZM158 93H159V92H158ZM20 94H21V92H20ZM25 94H26V93H25ZM124 94H125V95H124ZM156 94H157V93H156ZM156 94H155V92H154V96L150 97V99H152L153 97H155ZM159 94H160V93H159ZM168 94H166V95H168ZM2 95H5V94L3 93ZM23 95H24V94H22V96H23ZM26 95H27V94H26ZM39 95H40V94H39ZM39 95H37V96H39ZM43 95H44V94H43ZM120 95H121V94H120ZM120 95H119V96H120ZM127 95H129V94H127ZM130 95H131V94H130ZM130 95H129V97H131ZM136 95H137V94H136ZM145 95H146L145 97H146V99H147V97H148L147 95H148V94H145ZM166 95H165V97L162 96L163 98L159 95V96L157 97V99H160V101H162L161 98H162V99H164V98L166 99L167 97H168L169 99L171 98V95H170V97H169V95H168V96H166ZM10 96H11V95H10ZM17 96H18V95H17ZM17 96H16V97H17ZM61 96H60V98H61ZM132 96H133V95H132ZM150 96H151V95H150ZM6 97H7V101H8L10 97H9V98H8V96H6ZM23 97H24V96H23ZM23 97H22V99H24ZM26 97H27V96H26ZM50 97H49V98H50ZM53 97H55V98H53ZM137 97L139 98V95H137ZM159 97H160V98H159ZM12 98H13V95H12ZM18 98H19V97H18ZM49 98H48L47 100H45V101L51 100V99H49ZM72 98H71V100H72ZM114 98H115V97H114ZM138 98L136 99V96H135V97H132V98H128V99H129V100H127L128 102H127L126 100L124 101V102H126L127 104L123 103V100H121L122 105L125 104V105H123V106L121 105V103H118V100H116V103L119 104L120 109H121L122 107L125 106L124 109H121V110H120V109H119V106L116 105V106H117V107H116L115 105L112 104L111 109H112V108H113L112 110L115 109V110H114L115 112H113L112 110H111V112H108V113H112V112H113V113H117L118 110H119L120 112H118V114L121 113V115H120L121 117H122V115H123L125 118H127V119L129 118L128 121L131 120V122L134 123V125L129 124V125H131V126H129V125H127V123H129V122H126L127 119H124L123 122H122V124L120 125L119 123H120V119H121V118H118V120H116V117L118 116V114H117V116H116L115 114H113V116L115 117V120L118 121L119 123L116 122V121H114V120H113V119H114L113 116H112L111 114H109V116H111V117L113 118V119L111 118V120H113L114 122L118 123V124L121 126V129H122V130L120 129V127H119V129L117 128V130H118L119 132H120V131H121V132L123 131V133H121L122 135L128 134V133L130 132L128 135H130L129 138L131 137L130 140L133 139V141L136 140V139H138L136 136H137L139 133H140V135H138V137H139L138 140H140L141 138H143V137H141V135L146 136V134L144 135V133L146 132V129H147V128H148V130H149V128H150V125H149V126L147 125L148 127L145 125V126H146L145 129H144V126H142L141 128H137V127H136V124H138V122L142 119V117H143L144 115H145V116L149 115V116H152V117H153V115H154V110H156V109H155V105H154L155 103H156V106H157V107H156L157 110H159V109L161 108V106H162V105H161V106L159 105V106H160V108H159L157 102H155V100H156L155 98H156V97L154 98L155 100H153L154 103L151 102V103L146 104V102H145V103L143 102V103L146 104V105H140V104H143V103H140L141 101H140ZM172 98H173V97H172ZM172 98L170 99V101L172 100ZM16 99H17V98H16ZM16 99H15V100H16ZM19 99H20L21 102L23 101V100H21V96H20ZM19 99H18V100H19ZM39 99H40V98H39ZM76 99H77V102H76ZM92 99H91V100H92ZM169 99H168V101H169ZM177 99H178V98H177ZM0 100H2V98H1ZM4 100H5V97H4ZM37 100H38V99H37ZM37 100H36V101H37ZM60 100H61V99H60ZM73 100H72V101H73ZM142 100H143V99H142ZM166 100H167V99H166ZM174 100H176V99H174ZM2 101H3V100H2ZM5 101H6V100H5ZM7 101H6V102H3L2 105H3L4 103H7ZM61 101H62V100H61ZM86 101H85V102H86ZM111 101H113V102H111ZM144 101H145V100H144ZM150 101H151V100H150ZM150 101H148V102H150ZM156 101H157V100H156ZM163 101H165V100H163ZM177 101H178V100H177ZM10 102H11V101H10ZM10 102H9V103H10ZM12 102H13V99H12ZM12 102H11L9 105H12L13 108L16 107V105L13 106ZM15 102H16V101H15ZM17 102H18V101H17ZM26 102H27V101L25 100V101H23L22 104H21V103H20V104L17 103V105H20V106H23V107H24V105H25ZM34 102H35V101H34ZM62 102H63V101H62ZM97 102H99V103H97ZM158 102H159V101H158ZM165 102H167V101H165ZM165 102H164V104H165ZM0 103H1V102H0ZM31 103H33V101L30 102V105H31ZM86 103H87V102H86ZM162 103H163V102H162ZM167 103H170V102H167ZM26 104H27V103H26ZM43 104H44V103H43ZM43 104H42V105H43ZM98 104H100L101 106H100V107L97 106ZM114 104H115V103H114ZM159 104H160V102H159ZM164 104H163V106L165 107L166 105H164ZM171 104H172V103H171ZM174 104H175V103H174ZM178 104H179V103H178ZM6 105H7V104H6ZM9 105H7V106H9ZM27 105H28V104H27ZM63 105H65V104H63ZM76 105H77V104H76ZM89 105H90V107L92 106L91 104H88V103H87L86 106H88V107H87L88 109H90V108H89ZM168 105L170 106V104H168ZM4 106H5V105H4ZM28 106H29V105H28ZM78 106H77V107H78ZM86 106H81V107H83V108L85 107V108H84V110H85V109H86ZM114 106H115V107H114ZM121 106H122V107H121ZM176 106H177V105H176ZM9 107H10V106H9ZM9 107H8V108H9ZM65 107H66V106H65ZM65 107H64V108H65ZM79 107H80V106H79ZM79 107H78V109H79ZM92 107H93V106H92ZM92 107H91V108H92ZM164 107H163V108H164ZM167 107H168V106H167ZM167 107H166V110H167ZM177 107H179V105H178ZM13 108H12V109H13ZM16 108H17V109H20L18 106H17ZM16 108H15V109H16ZM21 108H22V107H21ZM24 108H26V107H24ZM28 108H29V107H28ZM28 108L25 109V110H26V113L24 112L25 114H24V113L21 114L22 111L19 112V110H17V111H18V116H19V113H20L21 115H23V116H22V119L24 118V119H23V122H25V121L27 122L26 119H29V118H30V115H29L30 112H29V111L31 110V108H30V110H28ZM64 108H63V109H64ZM10 109H11V107H10ZM15 109H13V110H15ZM46 109H47V108H46ZM75 109H77V108H75ZM75 109H74L73 102H72V104L70 105V107H69L68 109H65L64 112H65L67 115H71V114H75V113H76V115H75V116L71 115V116H73V117L69 116L68 119L66 118V120H65V119L61 120L62 123H61L60 121H59V122H56V124H57V123H61L62 127H61L60 124H59V126L62 128L61 130H58V129H60V127L58 126V124H57V125H50V127L52 126V127H51V131H52V129H53L55 126L58 127V128H56V129H55V128H54V129H55V130H58L59 132L53 130V131H55L54 134L57 135L58 133H61V134H60V138H61V135L65 136V138H61V139H63V141H65V142H67V143H65V142H63L62 140L59 139V140H60L59 144H60V143H61V144L64 143V144H63V146L61 145L62 147H58V145H59V144H58V139H55V138L58 137V135H57V137H56V136L54 137V136L52 135V134H53V133H52L53 131L51 132L50 129L48 128L49 130H47V131H48V135H47V136H49L50 139H48V140L46 141V139L43 137L44 140H45V141H44V140L41 138V139H42L41 141H44L43 144H42V143H37V144H41V145L43 146V150H42V151H46V150L49 151L48 149L52 150L51 148L55 149L54 147H55V145H56V143H57L56 146L58 147V149H59V148H62V149L60 150V151H61L60 154H61V155H62L63 153L65 154V152H66L65 150L68 149V148H67V146H68V145H67L68 142H70L69 144H71V138H74V137L76 138V136H78V137L80 138V136L83 135V134L85 133V131L88 130V129L86 130L87 127L90 129V131H91V133H92V135L89 137V139H91L92 141H94V144L98 142V143H97V146H98V144L101 145V146H103V147L106 145V142H105L106 140H103L104 137H102V136H103V135L105 136L106 134H108L109 130H106L107 128L105 129V128L103 127L106 131L102 129V131H104V132H101V131H100V135L97 134V135L94 136L93 133H94L95 125H96L97 121H99V120H98V119H94V118H92V117H90V116H86V115H84V112L81 111V110H83V109H80V112H78V111L76 112ZM88 109H87V110H88ZM92 109H93V108H92ZM116 109H117V112H116ZM161 109H162V108H161ZM161 109H160V110H161ZM23 110H24V109H23ZM25 110H24V111H25ZM94 110H95L96 112H99L98 114L101 115V116H99V117L102 119V114H100L101 110H98V111H97V108L94 109ZM9 111H10V110H9ZM32 111H33V110H32ZM32 111H31V112H32ZM95 111H93V112L90 113V114H89V112H88V115H91V114L93 115V114H95L96 118H98V117H97L98 114H97ZM162 111L164 112L163 109H162ZM11 112H12V111H11ZM33 112H34V111H33ZM74 112H75V113H74ZM165 112H166V111H165ZM165 112H164V113H165ZM85 113H86V112H85ZM155 113L157 114V112H155ZM158 113H159V111H158ZM161 113H162V112H161ZM2 114H3V113H2ZM31 114L34 115L35 112H34V113H31ZM86 114H87V113H86ZM8 115H9V114H8ZM32 115H31V116H32ZM126 115H127V116H126ZM158 115L160 116V113H159ZM158 115H157V118L159 117ZM1 116H2V115H1ZM6 116H7V115H6ZM12 116H13V115H12ZM145 116H144V117H145ZM154 116H155V115H154ZM162 116H163V115H161V117H162ZM2 117H3V116H2ZM32 117H33V116H32ZM66 117H67V116H66ZM74 117H75L77 120L74 119ZM93 117H94V115H93ZM152 117H150V118H152ZM0 118H1V117H0ZM8 118H11L10 115H9ZM13 118H16V117L13 116ZM18 118H20V117H17L16 121L19 120ZM62 118H63V117H62ZM62 118H61V119H62ZM64 118H65V117H64ZM100 118H99V119H100ZM4 119H5V118H4ZM30 119H31V121H33V118H30ZM30 119L28 120L29 122H27V123H30ZM59 119H60V118H59ZM101 119H100V121H101ZM104 119H105V117L102 119V120L105 122L106 120H104ZM155 119H156V117H155ZM155 119H154V120H155ZM8 120H12V119H8ZM8 120H7V121H8ZM24 120H25V121H24ZM96 120H97V121H96ZM125 120H126V121H125ZM137 120H139V121L137 122ZM150 120H151V119H150ZM152 120H153V119H152ZM1 121H3V120H0V122H1ZM20 121H21V119H20ZM20 121H19V122H20ZM80 121L84 122L85 125H84V123H81ZM100 121H99V122H100ZM121 121H122V120H121ZM141 121H143V120H141ZM145 121H146V119H145ZM147 121H149L148 118H147ZM8 122H9V121H8ZM8 122H6V123H8ZM10 122H13V121H10ZM14 122H15V120H14ZM14 122H13V124H15ZM23 122H20V123H23ZM101 122H102V121H101ZM110 122H111V121H110ZM149 122H151V121H149ZM27 123H26V124H27ZM102 123H103V122H102ZM142 123H143V122H142ZM145 123H146V122H145ZM2 124H3V122L0 123V125H2ZM10 124H11V123H10ZM10 124L8 123V125H10ZM13 124H11V125H13ZM31 124H32V122H31ZM104 124H105V123H104ZM150 124H151V123H150ZM16 125H18V124L16 123ZM22 125H23V124H21V126H22ZM28 125H30V124H28ZM110 125H111V124H110ZM119 125H118V126H119ZM126 125L128 126V128L126 129V133H125V130H124L122 127H124V126H126ZM3 126H5V124H4ZM3 126H2V127H3ZM23 126H24V125H23ZM53 126H54V127H53ZM107 126L109 127V124L106 125V127H107ZM152 126H153V124H152ZM0 127H1V126H0ZM5 127H6V126H5ZM8 127H9V126H8ZM11 127H12V126H11ZM11 127H10L9 130H11ZM13 127L15 128V125H14ZM158 127H160V126H158ZM3 128H4V127H3ZM17 128H20V127H16V130H17ZM22 128H23V127H22ZM124 128H125V127H124ZM20 129H21V128H20ZM114 129H115V128H113V130H114ZM140 129H141V130L143 129V131H142V132H141V131L139 132ZM159 129H160V128H159ZM2 130H3V129H2ZM4 130H6V128H5ZM9 130H8V131H9ZM16 130H15V131H16ZM18 130H19V129H18ZM111 130H112V129H111ZM144 130H145V131H144ZM151 130H152V129L150 128V132H152ZM6 131H7V130H6ZM13 131H14V129H13ZM49 131H50L51 133H50ZM107 131H108V132H107ZM118 131H117V132H118ZM153 131H154V129H153ZM17 132H18V131H17ZM105 132H107V133H105ZM117 132H114V133L117 134ZM119 132H118V133H119ZM143 132H144V133H143ZM150 132L147 131L146 133L148 134V133H150ZM15 133H16V132H15ZM49 133H50L52 136H50ZM101 133H102V134L104 133V134L102 135ZM111 133H112V132H111ZM141 133H142V134H141ZM10 134L12 135V132H10ZM10 134H9V136H10ZM13 134H14V133H13ZM44 134H45V133H44ZM109 134H110V132H109ZM98 135H99V136H98ZM114 135H115V134H114ZM128 135L123 136V139H122V136H121L120 138H121L122 140L127 139L128 137L126 138V136H128ZM150 135H152V134H149V135H147V136L149 137ZM9 136H8V137H9ZM43 136H45V135H43ZM47 136H46V138H47ZM63 136H62V137H63ZM106 136H107V135H106ZM108 136H109V135H108ZM108 136H107V137H108ZM111 136H113V134H111ZM117 136H118V135H117ZM147 136H146V137H147ZM41 137H42V136H41ZM51 137H53L54 139H51ZM85 137H86V139H85V143H86V142L88 141V140H87L88 134H87V136H85ZM107 137H106V138H107ZM115 137H116V136H115ZM124 137H125V138H124ZM151 137H152V136H151ZM13 138H14V137H13ZM66 138L68 139L67 141L65 140ZM79 138H78V139H79ZM101 138H102V139H101ZM117 138H119V137H117ZM129 138H128V140H129ZM144 138H145V137H144ZM152 138H153V137H152ZM152 138H151V139H152ZM11 139H12V138H11ZM145 139H146V138H145ZM145 139H144V141H146ZM86 140H87V141H86ZM91 140H90V141H91ZM108 140H109V138H108ZM108 140H107V142H109ZM111 140H112V138H111ZM130 140H129L128 142H130ZM148 140H149V138H148ZM148 140H147V141H148ZM171 140H173V139H171ZM38 141H39V140H38ZM79 141H80V140H79ZM95 141H96V142H95ZM141 141H142V139H141ZM141 141L139 142V141L136 140V141H134V144H135V142H136L137 146H138V145H141V144H138V142H139V143H142ZM39 142H40V141H39ZM62 142H63V143H62ZM77 142H78V140H77ZM77 142L75 141V143H77ZM80 142H81V141H80ZM104 142H105V143H104ZM73 143H74V139H73ZM85 143H84V144H85ZM87 143H88L87 146H89V142H87ZM91 143H92V142H91ZM91 143H90V144H91ZM130 143L133 144V142H130ZM171 143H172V142H171ZM65 144H66V145H65ZM81 144H82V143H81ZM84 144H82V146H83ZM108 144H109V143H107V145H108ZM131 144H129V146H130ZM134 144H133V147H134ZM136 144H135V147H136ZM64 145H65L66 147H65ZM73 145H76V144H73ZM109 145H110V144H109ZM109 145H108V146H109ZM36 146H37V145H36ZM42 146H40V148H41ZM59 146H60V145H59ZM69 146H70V145H69ZM77 146H78V145H77ZM77 146H72V147H75V148H77L78 150H81V148H82L81 145H80L81 148H79V147H77ZM85 146H86V145H84V147H85ZM87 146H86V148H84V150H85L84 152H86V150L90 151V150L87 148ZM92 146H93V144H91V147H92ZM94 146H95V145H94ZM108 146H106V147H107L106 149H108ZM114 146H115V145H114ZM114 146H113V147H114ZM155 146H156V145H155ZM57 147H56V149H57ZM70 147H71V146H70ZM70 147H69V148H70ZM72 147H71V148H72ZM99 147H100V146H99ZM103 147H100L101 150H102ZM113 147H109V148H110L109 150L111 151V150H112L111 148H113ZM152 147H153V146H152ZM33 148L36 149V147H34V146H33ZM37 148H39V147H37ZM92 148H93V147H92ZM94 148H95V147H94ZM125 148H126V147H125ZM130 148H131V147H130ZM141 148H142V146H141ZM150 148H151V147H150ZM41 149H42V148H41ZM45 149H46V150H45ZM64 149H65V150H64ZM77 149H76V150H77ZM90 149H91V148H90ZM95 149H96V148H95ZM106 149H105V147H104V150H106ZM128 149H129V148H128ZM37 150H38V149H37ZM62 150H63V152H62ZM97 150H98V148H97ZM134 150H135V148H134ZM142 150H143V149H142ZM32 151H34V150H32ZM47 151H46V152H47ZM68 151H70V150H68ZM68 151H67V152H68ZM73 151H74V150H73ZM73 151L70 152V154L72 153L71 156H72V155H75V154H77V156H78V153H75V154H74L75 151H74V152H73ZM88 151H87V152H88ZM102 151H103V150H102ZM106 151H107V150H106ZM35 152H36V151H35ZM37 152H38V151H37ZM46 152H45V153H46ZM51 152H52L51 154L54 153L53 151H51ZM57 152H59V150H58ZM57 152H56V153H57ZM76 152H77V151H76ZM78 152H79V151H78ZM82 152H83V151H82ZM92 152H94V149H91V153H92ZM103 152H104V151H103ZM107 152H109V151H107ZM143 152H144V151H143ZM149 152H150V151H149ZM40 153H41V152H40ZM47 153H49V152H47ZM89 153H90V152H89ZM94 153H95V152H94ZM145 153H146V152H145ZM32 154H33V152H32ZM37 154H38V153H37ZM49 154H50V153H49ZM51 154H50V155H51ZM64 154H63V155H64ZM67 154H68V153H67ZM70 154H69V157H68L66 154H65V156L67 157V159H70V158H71L70 160H72V158H74V159H73L74 161L72 160L73 164H72V162H71L70 160H67V161L71 162L70 164H69L68 162H66V160H65V159H66L65 156H61V155H59L58 153L56 154L57 156H55V157H58L57 159L60 158V162L65 161L66 163H68V165H67V164L65 165L66 167H64V166L62 167V165H60V164L57 162L58 165L61 166V167H59V168H60L59 170H61V168H64L63 170H61L62 172L65 170V168H66L67 170H69V169H71L72 167H74V162L76 161V156H72V157H71ZM79 154H81V153L79 152ZM150 154L152 155V153H150ZM50 155H48L49 158L51 157ZM54 155H55V153H54ZM81 155L83 156V155H87V154L85 153V154H81ZM81 155H79V156H81ZM90 155H91V154H90ZM90 155H89V156H90ZM94 155H95V154H93V156H94ZM97 155H99V154H97ZM111 155H112V154H111ZM146 155H147V154H146ZM41 156H42V155H41ZM59 156L64 157V158H63L64 160H63L61 157H59ZM79 156H78V158H81V157H79ZM112 156H113V155H112ZM126 156H127V155H126ZM134 156H136V155L134 154ZM149 156H150V155L148 154V157H149ZM32 157H33V156H31V159H32ZM38 157H39V156H38ZM83 157H84V156H83ZM83 157H82V158H83ZM86 157L88 158V155H87ZM91 157H92V156H91ZM108 157H110V156H108ZM115 157H116V156H115ZM131 157H132V155H131ZM131 157H130V158H131ZM150 157H152V156H150ZM150 157H149V158H150ZM34 158H35V155H34ZM34 158H33V159H34ZM49 158L47 157V159H48L47 162H52V160L49 161ZM51 158H53V157H51ZM51 158H50V159H51ZM78 158H77V159H78ZM87 158H86V159H87ZM89 158H90V157H89ZM93 158H94V157H92V159H93ZM105 158H106V156H105ZM125 158H126V157H125ZM130 158H129V159H130ZM132 158H133V157H132ZM135 158H137V157H135ZM135 158H134L133 160H131V159H130V160H131V161H134ZM31 159H30V160H31ZM36 159H37V157H36ZM57 159L55 158V159H53V160L57 161ZM61 159H62L63 161H61ZM83 159H84V158H83ZM90 159H91V158H90ZM92 159H91V160H92ZM98 159H99V158H98ZM111 159H112V158H111ZM138 159H140V156H139V158H137V160H136L137 162H139ZM142 159H143V158H142ZM142 159H140V160H142ZM144 159H145V158H144ZM146 159H147V158H146ZM38 160H39V159H38ZM41 160H42V159H41ZM78 160H79V159H78ZM102 160H103V159H102ZM102 160H100V161H102ZM108 160L110 161V159H108ZM178 160H181V159H178ZM55 161H53V162L55 163ZM79 161H80V160H79ZM126 161H127V160H126ZM131 161H130V162H131ZM136 161H135V164H136ZM44 162H46V161L44 160ZM47 162H46V163H47ZM65 162H63V163H65ZM94 162H95V161H94ZM106 162H107V161H106ZM115 162H116V161H115ZM122 162H123V161H122ZM143 162H144V161H143ZM153 162H154V161H153ZM168 162H169V161H168ZM63 163H61V164H63ZM76 163H77V162H76ZM76 163H75V164H76ZM78 163H79V162H78ZM104 163H105V162H104ZM107 163H108V162H107ZM111 163H112V162H111ZM170 163H171V162H170ZM36 164H37V163H36ZM49 164H51V163H49ZM108 164H109V163H108ZM120 164H121V163H120ZM127 164H128V163H127ZM138 164H139V163H138ZM171 164H172V163H171ZM171 164H170V165H171ZM41 165H42V164H41ZM52 165H53V164H52ZM55 165H56V164H55ZM55 165H53V166H55ZM70 165H73V166H70ZM76 165H77V164H76ZM76 165H75V166H76ZM98 165H99V164H98ZM103 165H104V164H103ZM114 165H115V164H114ZM130 165H131V164H130ZM38 166H39V164H38ZM45 166H46V165H45ZM56 166H57V165H56ZM67 166H68V167H71V168H67ZM94 166H95V165H94ZM136 166H137V165H136ZM28 167H29V166H28ZM76 167H77V166H76ZM78 167H79V166H78ZM78 167H77V169H78ZM103 167H104V166H103ZM126 167H127V166H126ZM128 167H129V166H128ZM31 168H32V167H31ZM52 168H53V167H52ZM54 168H55V170H56V167H54ZM100 168H102V167H100ZM100 168H98V169H100ZM112 168H113V167H112ZM137 168H138V167H137ZM147 168H148V167H147ZM33 169H34V168H33ZM46 169H47V168H46ZM50 169H51V168H50ZM104 169H105V168H104ZM129 169H130V167H129ZM42 170H43V169H42ZM42 170H41V171H42ZM71 170H72V169H71ZM79 170H80V169H79ZM65 171H66V170H65ZM65 171L63 172V174L65 173ZM74 171H76V169H75ZM74 171H73V172H74ZM80 171H81V170H80ZM80 171H79V172H80ZM99 171H101V170H99ZM99 171H98V172H99ZM137 171H138V170H137ZM32 172H33V171H32ZM56 172H57V171H56ZM62 172H61V173H62ZM79 172H76V173L79 174ZM34 173H35V172H34ZM41 173H42V172H41ZM50 173H51V172H50ZM57 173H60V172H57ZM67 173H68V172H67ZM32 174H33V173H32ZM38 174H39V173H38ZM44 174H45V173H44ZM63 174H60V175H63ZM99 174H100V173H99ZM52 175H53V173L51 174V176H52ZM64 175H66V173H65ZM68 175H69V174H68ZM70 175H72V174H70ZM101 175H102V174H101ZM101 175H100V176H101ZM43 176H44V175H43ZM74 176H75V174H74ZM77 176H78V175H77ZM80 176H81V175H80ZM40 177H41V176H40ZM66 177H67V176H66ZM58 178H59V177H58ZM67 178H68V177H67ZM69 178L72 179V178H74V177H72V178L69 177ZM69 178H68V179H69ZM97 178H98V177H97ZM41 180H42V179H41ZM49 180H50V179H49ZM54 180H55V179H54ZM43 181H45V180H43ZM72 181H74V180L72 179ZM75 181H76V180H75ZM39 182H40V181H39ZM67 182H68V181H67ZM67 182H65V183H67ZM34 183H35V182H34ZM70 183H71V182H70ZM77 183H78V182H77ZM80 184H81V183H80ZM73 185H74V184H73ZM62 186H63V185H62ZM68 186H69V185H68ZM68 186H67V188H68ZM79 186H80V185H79ZM77 187H78V185H77ZM12 188H13V187H12ZM64 188H65V187H64ZM67 188H65V191H66ZM32 190H33V189H32ZM37 190H38V189H37ZM63 190H64V189H63ZM67 190H68V189H67ZM69 190H70V189H69ZM69 190H68V191H69ZM75 190H76V189H75ZM39 191H40V190H39ZM65 191H64V192H65ZM10 193H11V192H10ZM13 193H14V192H13ZM55 193H56V192H55ZM39 194H40V193H39ZM58 194H59V193H58ZM68 195H70V194H68ZM68 195H67V196H68ZM61 196H62V195H61ZM73 196H75V195H73ZM68 197H69V196H68ZM29 198H30V197H29ZM63 198H64V196H63ZM65 198H67V197L65 196ZM73 198H74V197H73ZM68 199H69V198H67V200H68ZM76 199H77V198H76ZM108 199H109V198H108ZM54 200H55V199H54ZM62 200H63V199H62ZM105 200H106V199H105ZM18 201H19V200H18ZM21 201H22V200H21ZM60 201H61V200H60ZM65 201H66V200H65ZM68 201H69V200H68ZM68 201H67V202H68ZM73 201H74V200H73ZM73 201L71 200V204H70V205H68L69 202H68V203H67V202H63V203H67V205L70 206V207L67 208V209H68V213L66 212V214H64V212H63L64 216H65L67 219H66L65 217H63V215H61L62 212L59 214L60 216H62L61 218H65V220H68V219H69V221H66L68 224H67V223L65 224V220H62L61 218H59V215H56V216H57L58 219H61V220H59V222H58V219L55 220V219L53 218L55 215L51 216V215H52L51 213L53 212V210H51V211H52L51 213H49V211H48V214H46L45 212H47V210L49 209V207H47L48 209H47L46 211H45V207L43 208L45 212H43L42 216L45 215V216H44L45 218H44V217H42V218H43L44 220H43L42 218H41V219L39 218L40 220H37L38 217H41V216H39V215H40V212H39L40 210H39V211L37 210V212H39V214L36 212V214H38V215H37V219H35L36 216L32 215V214H33L32 212H34V211H33L34 209H31L33 206L31 205V208H28V207L30 206V205H29L30 203L27 204V206L29 205L28 207H27V206L25 207L26 204L24 203V205H23L22 202H19V204H18V202H17V204L15 203V204L18 205V206H15V205H14V208H15V209L13 208L12 213L10 212V213H8V214H12V215L14 214L13 216H14V218H15L16 220L13 219V220H14L13 222H16V225L13 224V223H11L12 221H10V223H9L8 220H7V222H6V220H5L6 223H9V224H11V225L13 224L12 226H13V228H14V226H17V224H20L22 221H25V220H26V221H27V220L29 221L30 218H29V219H25V220H23V216H24V215L22 216V219H19V220H18V219H17V218H18L17 214H19V213H16V210H17V212H20L21 209H22L23 213H24V212L26 213V211H25L24 209H25V208H26V209L28 208V209H31L32 212H31L30 210H29V212H31L32 214L29 213V212L27 211V212H28L29 214H31V215L28 214L29 216H27V217L24 216V217L28 218V217L31 216V218H32V216H34L33 220L35 219V220H36L35 222L38 221L37 223H39V222H41V220H43V221H44V224H46L45 227H47V228L49 227L48 229H50V232L47 231V233H46V235H47V234H48V235L50 234V237H49V238L47 237V240H48L49 244H48V245H47V244H46V245L44 244V245H45V246H44L43 244H40V243H43V242H42L43 239H45V241H46V238H43V239H42L41 236L39 235L40 237H39L38 239L41 238L42 241L39 240L40 242L38 241L39 243H38V242H37V243H38L39 245H42V248H41L38 244H37V246L35 245V246H36V247L34 246L35 248H38V246H39V248H41L40 250H37V252L39 251V252L37 253V252L34 251L33 247H29V246H28V248H25V246H24V249H23V244H24V243H22V245H21L20 242L17 240V236L12 235V236H13L12 241L15 239V242L17 243V245H18V244L20 245V246H17V245H16V246H17L18 248L21 247V248H19V249H20V250L23 249V250H22V252H20V250H18V249L16 248L15 245L13 246V243H11L12 241H11V242L9 241V245L12 244V245H10V246H13L12 249H13V248H16V250L19 251V252L21 253V254H18L19 252H17V253L12 252V257H13V258L11 257V262H14V261H15L17 264H43V261L40 262V261L42 260L41 257H45L44 259L47 258L48 261H49V260H52V261H49V262H53V264H92V263H91V262H92V261H91V259H92L91 256L94 257V255H97V253H98L97 251H99V253H100V251H101L102 249L99 247L98 249H100V250H97V251L95 250V252H97V253L94 254V250H90V248H89V245H88V244H89V243H88L89 239L87 240V242L85 241V244H82V243H81V245H80V243L78 244V242L76 241V238H77L78 240L81 238V236H80V238H79V237L76 235V233L78 234V230H79V228L77 229V228H75V227H76V226H75L74 228H75V230L77 229V230H76L77 232H75V230L72 231L74 228L72 227V230H71V225H72L73 223L70 224V223H71L70 221L75 220V222H74V224H75L76 221H77V219H78V217H80V216L76 217L77 219H73V220L71 219V217L73 218V213H75V212H74V208H75V207H74L73 204H72ZM24 202H25V201H24ZM33 202H34V200H33ZM74 202H75V201H74ZM76 202H77V201H76ZM106 202H107V201H106ZM10 203H11V202H10ZM20 203H22V204H20ZM35 203H36V202H35ZM35 203H34V204H35ZM53 203H54V202H53ZM55 203H56V202H55ZM77 203H78V202H77ZM80 203H81V202H80ZM39 204H40V203H39ZM19 205H21V207H22V205H23V207H25V208H21ZM56 205H57V204H56ZM67 205H66V206H67ZM74 205L77 206V204H75V203H74ZM8 206H9V205H8ZM34 206H36V204H35ZM60 206H61V205H60ZM64 206H65V205H64ZM78 206H79V205H78ZM111 206H112V205H111ZM119 206H120V205H119ZM19 207H20V208H19ZM37 207H38V205H37ZM51 207H52V206H51ZM51 207H50V208H51ZM56 207H57V206H56ZM101 207H102V205H101ZM112 207H113V206H112ZM9 208H10V207H9ZM1 209H2V208H1ZM28 209H27V210H28ZM51 209H52V208H51ZM57 209H58V208H57ZM69 209H70V210L72 209V210H71V211H72V212H71V213H72V214H71V215H72L71 217H69V215H70V214H69V213H70V212H69V211H70ZM76 209H77V207H76ZM78 209H79V208H78ZM86 209H87V208H86ZM100 209H101V208H100ZM117 209H118V208H117ZM14 210H15V211H14ZM59 210H60V209H59ZM118 210H119V209H118ZM22 211H21V213H22ZM41 211H43V210H41ZM13 212L16 213V216H15V213H13ZM55 212H56V211H55ZM55 212H54V213H55ZM57 212H58V211H57ZM79 212H80V209H79ZM23 213H22V214H23ZM25 213H24V214H25ZM41 213H42V212H41ZM44 213H45V214H44ZM76 213H78V212L76 211ZM76 213H75V214H76ZM92 213H93V212H92ZM3 214H4V212H3ZM26 214H27V213H26ZM50 214H51V215H50ZM67 214H68V216H67ZM100 214H101V212H100ZM77 215H79V213H78ZM90 215H91V214H89L88 216H90ZM7 216H8V217H7ZM7 216H6L7 219H9V216H10V215H7ZM20 216H21V214H20ZM20 216H19V217H20ZM56 216H55V217H56ZM74 216H75V215H74ZM81 216H82V218H83V215H81ZM6 217H5V218H6ZM10 217H12V216H10ZM68 217H69V218H68ZM90 217H91V216H90ZM91 218H92V217H91ZM96 218H97V217H96ZM88 219H89V218H87V220H88ZM94 219H95V218H94ZM9 220H12V218L9 219ZM33 220L30 219V221H33ZM78 220H79V222H80V221H82L83 219L80 218V219H78ZM30 221H29V222H30ZM43 221H42V222H43ZM55 221H57L58 223L55 222ZM63 221H64V222H63ZM69 222H70V223H69ZM79 222H77V223H79ZM83 222L86 223L85 219L83 220ZM83 222H82V223L80 222V223L83 224ZM96 222H97V221H96ZM6 223H5V224H6ZM27 223H28V222H27ZM27 223H26L27 226H26L25 224L22 223L23 226H25V227H23V229H25V228L27 229V228L29 227L28 225H30V224H29V223L27 224ZM62 223L65 224V227H66V228L63 229V228L61 227ZM77 223H76V225H77ZM40 224L43 225L42 223H40ZM64 224H63V225H64ZM69 224H70V225H69ZM74 224H73V225H74ZM86 224H88V223H86ZM33 225L35 226V223H33L32 226H33ZM36 225H37V224H36ZM41 225H38V226H41ZM63 225H62V226H63ZM66 225H67V226H66ZM73 225H72V226H73ZM6 226H8V225L6 224ZM12 226H10V228H11ZM38 226H37V228H40V227H38ZM43 226H44V225H43ZM81 226H83V225H81ZM86 226H87V225H86ZM77 227H78V226H77ZM30 228H32V227H30ZM35 228H36V227H35ZM41 228H42V227H41ZM47 228H46V230H47ZM26 229L24 230L25 232L28 230V229H27V230H26ZM14 230H16V229H14ZM32 230H33V229H32ZM41 230H42V231H43V230L45 231V229L42 228V229L38 230L37 232L40 233ZM7 231H9V230H7ZM42 231H41V232H42ZM45 232H46V231H45ZM19 233H20V231H19L18 233H16V234L19 235ZM33 233H34V232H33ZM33 233H32L31 231H28V232L23 236V234H22V232H21L22 235H21V234H20V235H21L22 237H21L20 235H19V237H21V238H24V237H25V240H28L29 242H33V241H34V242L36 243V240H34L35 238H37L36 235H35L36 232H35L34 234H33ZM84 233H86V231H84ZM94 233H95V232H94ZM8 234H11V233H8ZM13 234H14V233H13ZM32 234L35 236V238L32 236ZM87 235H88V234H87ZM8 236H9V235H8ZM104 236H105V235H104ZM120 236H121V235H120ZM122 236H123V235H122ZM10 237H11V235H10ZM10 237H9V238H10ZM15 237H16V238H15ZM87 237H88V236H87ZM89 237H90V236H89ZM100 237H101V236L99 235L98 238H100ZM101 238H102V237H101ZM38 239H37V240H38ZM93 239L95 240V238H93ZM102 239H103V238H102ZM109 239H110V238H109ZM114 239H115V238H114ZM10 240H11V239H10ZM16 240H17V241H16ZM83 240H84V238H83ZM98 240H99V239H98ZM98 240H97V242H98ZM100 240H101V239H100ZM103 240H104L103 242L105 243V242H106V241H105V238H104ZM45 241H44V242H45ZM80 241H81V240H80ZM80 241H79V242H80ZM114 241H115V240H114ZM7 242H8V241H7ZM7 242H6V243H7ZM13 242H14V241H13ZM18 242H19V243H18ZM22 242H24V241H22ZM34 242H33V243H34ZM48 242H47V243H48ZM81 242H82V241H81ZM93 242H95V241H93ZM87 243H88V244H87ZM95 243H96V242H95ZM98 243H99V242H98ZM98 243H97V244H98ZM101 243H102V242H101ZM104 243H102V245H103ZM106 243H107V242H106ZM120 243H121V242H120ZM97 244H96V245H92V246H93L92 249H94V248H95L94 246H97ZM33 245H34V244H33ZM102 245L98 244V246H102ZM98 246H97V247H98ZM104 246H105V245H103L102 248H104ZM131 246H132V245H131ZM105 247H107V246H105ZM109 247H110V246H109ZM109 247H108L107 249L112 250L111 247H110V248H109ZM160 247L162 248L163 246H160ZM9 248H10V247H9ZM47 248H48V249H47ZM25 249H26V250H25ZM45 249H47V251H46V255H47V257L43 254V250H45ZM107 249H106V250L103 249V250H104V252L107 254V257H108V254L110 253V251L108 250L109 252H106ZM130 249H131V248H130ZM24 250H25V251H24ZM35 250H36V249H35ZM41 250H42V251H41ZM131 250H132V249H131ZM163 250H164V248H163ZM165 250H166V249H165ZM9 251H10V250H9ZM9 251H8V252H9ZM12 251H13V250H12ZM92 251H93V254H94V255H92ZM120 251H121V250H120ZM104 252L102 251L101 253L105 254ZM113 252H114V250H113ZM132 252H133V251H130L129 253L132 254ZM13 253H14V254H13ZM99 253H98V254H99ZM129 253H128V255H129ZM25 254H27V255L25 256ZM103 254H102V255H103ZM114 254H115V253H114ZM117 254L120 255L119 253H117ZM117 254H116V256H117ZM131 254H130V255H131ZM162 254H163V253H162ZM41 255H42V256H41ZM100 255H101V254H100ZM102 255H101V256H102ZM132 255H133V254H132ZM132 255H131L130 258H132L133 261H136V260H135L136 258L133 259ZM4 256H6V253H5ZM4 256H3V257H4ZM7 256H8V253H7ZM7 256H6V258L8 259L7 261H10L9 258H8ZM40 256H41V257H40ZM0 257H1V256H0ZM3 257H2V259H3ZM104 257L106 258L105 261H104V259H105ZM104 257H103L104 259H103L102 257H99V260H100V258H102L103 261H102V259H101L100 262L102 261V262H105L104 264H106L107 257H106V255H104ZM109 257H110V254H109ZM134 257H135V253H134ZM4 258H5V257H4ZM47 259H46V262H47ZM95 259H96V258H95ZM109 259H111V258H109ZM128 259H129V257H128ZM116 260H117V259H116ZM129 260H130V259H129ZM164 260H165V258H164ZM4 261H5V260H4ZM111 261H112V262H115V261H113V259H112ZM118 261H119V260H118ZM133 261H131V262H133ZM0 262L2 263V260H0ZM97 262L100 263L99 261H97ZM126 262H127V261H126ZM4 263H6V264H10V263H7L6 261H5ZM98 263H96V264H98ZM108 263H109V264H112V263H110V260H108ZM108 263H107V264H108ZM127 263H129V261H128ZM136 263H137V262H136ZM14 264H15V263H14ZM47 264H48V263H47ZM49 264H50V263H49ZM113 264H114V263H113ZM125 264H126V263H125ZM131 264H135V262H134V263H131Z\"/></svg>","mask_w":264,"mask_h":264},{"label":"crops","instance_id":"obj_3","mask_svg":"<svg viewBox=\"0 0 264 264\" xmlns=\"http://www.w3.org/2000/svg\"><path fill=\"white\" fill-rule=\"evenodd\" d=\"M207 210L208 212L210 211L209 208ZM211 219L214 220L215 227L217 229L221 230L226 228L222 221L221 223H219V221H217L216 219ZM231 232L237 235L248 234L252 236L254 239V252L257 258L260 260V264H264V225H260L259 223L242 222L238 226L232 227Z\"/></svg>","mask_w":264,"mask_h":264}]
</instances>
